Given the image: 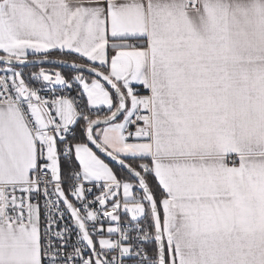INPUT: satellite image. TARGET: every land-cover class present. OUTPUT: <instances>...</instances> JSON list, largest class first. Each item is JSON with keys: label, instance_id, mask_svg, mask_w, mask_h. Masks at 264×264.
I'll list each match as a JSON object with an SVG mask.
<instances>
[{"label": "snow or ice", "instance_id": "1", "mask_svg": "<svg viewBox=\"0 0 264 264\" xmlns=\"http://www.w3.org/2000/svg\"><path fill=\"white\" fill-rule=\"evenodd\" d=\"M0 264H264V0H0Z\"/></svg>", "mask_w": 264, "mask_h": 264}]
</instances>
